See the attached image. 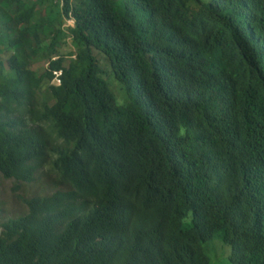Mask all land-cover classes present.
Returning <instances> with one entry per match:
<instances>
[{"label":"trees","instance_id":"16d2710c","mask_svg":"<svg viewBox=\"0 0 264 264\" xmlns=\"http://www.w3.org/2000/svg\"><path fill=\"white\" fill-rule=\"evenodd\" d=\"M263 82L264 0H0V173L31 212L0 221V264H144L146 239L166 247L156 264H210L216 238L232 264H264V141L246 114ZM49 144L100 210L42 234L41 201L18 192Z\"/></svg>","mask_w":264,"mask_h":264},{"label":"clouds","instance_id":"9594fccd","mask_svg":"<svg viewBox=\"0 0 264 264\" xmlns=\"http://www.w3.org/2000/svg\"><path fill=\"white\" fill-rule=\"evenodd\" d=\"M67 22H71V24L66 25ZM66 23L64 24V27H75V20L72 17L66 19ZM71 45H72V41L70 46ZM54 59H56V57L53 58V60ZM73 59H75L74 56H64L65 65L68 64L69 60H73ZM44 68L49 70L48 61ZM61 74H62L61 70H52L51 71L52 79L50 81V84L53 86H59ZM255 82H256V87L253 88L252 91L258 94L262 91L263 88L256 81V79ZM246 114L248 118L254 123L253 133L258 137L259 140L264 141V101L248 104V106L246 107ZM53 138L55 139L54 141L55 145L62 144L61 139L58 140L56 139V137ZM51 148H52L51 144L43 148V151L45 152L44 157H46L49 154L50 156L43 162L41 168L35 171L34 180L32 182H19L21 186V191L18 192V194H20L26 200V202L31 201L34 198H39V201H41L40 208L42 209L43 212L41 215L33 219V223H35L38 226L42 234H44L45 229L47 228L51 219L66 218L69 222H71L78 218L75 217L76 216L75 213L79 209H86L88 212L100 210L97 201L90 195V192H87L84 189L85 180H82L80 178L71 179L65 177L61 173V171L57 168L56 161L58 160V158L56 157L57 155L51 151ZM40 175H46L53 189L49 191L48 194H34L30 198L24 197L21 194V192L24 190V186L26 184L36 183ZM6 180H14L15 182L14 187L17 185V180L15 178L6 179ZM1 194H2V190H1ZM0 200H1V196H0ZM27 214L29 215L31 214L28 207L26 208L25 212L22 215H27ZM7 220L9 219L2 220L0 216L1 222H5ZM2 231L3 229L0 227V232ZM154 244L157 245L153 246ZM143 246H144L143 250L145 257L144 264H156L163 250L166 248L163 243H158L152 239H146ZM127 250H128L127 247H122L120 251H127ZM147 254L151 255L152 257L151 260L146 259ZM208 256L210 258V264H211V257L210 255ZM232 257H234V261H237V254L234 248L231 250V253L227 257L231 261V264H232Z\"/></svg>","mask_w":264,"mask_h":264},{"label":"rangeland","instance_id":"374dc122","mask_svg":"<svg viewBox=\"0 0 264 264\" xmlns=\"http://www.w3.org/2000/svg\"><path fill=\"white\" fill-rule=\"evenodd\" d=\"M209 1L210 0H205V2H209ZM41 16L45 17V13L43 11L41 12ZM70 24L71 22L66 23V25H70ZM69 44H71V41H69ZM69 46L64 47L63 52L67 53L72 51L73 48ZM9 56L10 54H8L7 58ZM46 64L47 61L41 62V65L43 67H45ZM41 65H36L33 71L39 70V67ZM114 90L115 89L113 88V91ZM0 183L2 190V194H1L2 205L0 206V216L2 220H6L9 217H13V215L16 216L18 215L17 214L18 212H21L20 214H23L26 210V205L17 198L16 193H14L13 191V187L15 183L14 180H6L0 174ZM52 189L53 187L50 185L46 175H40L36 183L26 184L21 194L26 198H30L34 194H48V192L51 191ZM205 247L211 257V264H231V261L226 257L229 247L222 242L221 238H216L214 241H207Z\"/></svg>","mask_w":264,"mask_h":264},{"label":"bare ground","instance_id":"6f19581e","mask_svg":"<svg viewBox=\"0 0 264 264\" xmlns=\"http://www.w3.org/2000/svg\"><path fill=\"white\" fill-rule=\"evenodd\" d=\"M247 30V29H246Z\"/></svg>","mask_w":264,"mask_h":264}]
</instances>
